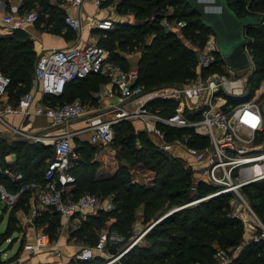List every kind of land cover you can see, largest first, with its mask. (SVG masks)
<instances>
[{"label": "trees", "instance_id": "obj_1", "mask_svg": "<svg viewBox=\"0 0 264 264\" xmlns=\"http://www.w3.org/2000/svg\"><path fill=\"white\" fill-rule=\"evenodd\" d=\"M22 1L21 10L27 12L39 5L42 7L36 25L45 23V28L52 34H65L67 37L75 35V31L69 29L64 22L66 13L63 9L47 0ZM247 1L228 0V3L239 17L264 10V0H250V4ZM112 4L118 12L126 14L129 11L127 14L133 15L136 23L130 27L118 23L115 29L98 30L102 37L99 44L110 52V59L125 70L137 67L136 84L150 89L182 85L196 77L198 52L205 48L213 32L203 25L198 14L185 0H103L102 5L107 7ZM167 8H173V12L160 13ZM163 19L182 23L181 35L177 37L174 31L164 27ZM128 29L133 31L128 33ZM246 34L250 38L247 49L252 57L254 70L246 95L231 100L234 103L247 99L264 81V23L249 27ZM138 48L142 53L135 64L121 55ZM215 55L216 66L225 72L222 55L219 52ZM37 61L34 43L25 31L17 29L12 35L0 34V72L11 78L8 102L16 105L19 98L30 90ZM108 82L109 79L103 75L91 74L84 79L69 82L62 96H48L45 99L53 103L79 99L92 105L95 102L94 93ZM155 105L163 107L161 113L165 115L172 113L176 107V103L172 101H156ZM138 127L131 120H123L113 126L114 140L110 145L113 146L114 156L112 161L107 158L105 164L96 159V146L89 141L80 144L79 159L70 168L75 182L68 185L67 194L73 200L85 193L101 194L104 198L112 196L115 207L95 215L88 214L76 229L75 236L92 237L95 240L96 230L113 219L109 224L110 231H116L131 240L138 224L147 228L149 224L160 220L143 236L145 244L137 243L113 264H218V250H224L229 255L230 249H235L244 242L245 225L234 214L231 203L234 194H221L183 207L170 215L164 214L170 206L178 207L213 193L215 187L196 179L193 167H186L181 156H172L173 152H167L155 143L154 145L153 139H150L152 135ZM161 128L166 132L168 141L188 137V144L197 149H204L209 143L206 136L195 134L191 128L166 125H161ZM54 155V147L51 145L0 136V184L9 192L19 193L12 206L0 201L3 204L0 223L3 221V213L9 207L21 203L20 201L29 210L32 193L20 192L21 186L27 182H42ZM112 162L117 165L110 174L99 176L101 167ZM137 166L153 174L151 182L132 181L130 169ZM6 169L22 172L24 179L21 182L12 181L5 173ZM241 193L264 224V180L243 186ZM37 213L33 219L34 225L37 228L44 227L43 232L48 234L51 241H55L58 230L63 225L62 215L51 208L38 209ZM23 227L19 217L8 215L6 229L0 233V242L13 236L12 247L19 236H22L20 239L23 245L26 242ZM99 240L98 238L94 246ZM16 258L17 254L12 257V262ZM106 262L100 253L89 260L74 258L70 264ZM229 264H264V242H248L240 255Z\"/></svg>", "mask_w": 264, "mask_h": 264}, {"label": "built area", "instance_id": "obj_2", "mask_svg": "<svg viewBox=\"0 0 264 264\" xmlns=\"http://www.w3.org/2000/svg\"><path fill=\"white\" fill-rule=\"evenodd\" d=\"M85 2L86 0H72L76 13L64 17L66 26L75 32L84 28L81 11ZM93 3L97 12L103 8L101 0H93ZM38 20L39 15L30 11L19 22L11 23V17H7L5 22L14 27H21ZM87 25L90 29L97 30L114 28L112 21L97 17L92 18ZM215 38L214 34L210 36L207 51L198 52L194 81L150 89L136 84L137 73L125 70L113 62L110 52L97 40L84 47L54 48L41 54L30 90L19 98L16 105L6 100L0 106V136L8 135L9 138L54 147L55 155L49 162L43 181L23 183L20 192L31 191V197H34L36 203L60 213L64 227L76 226L81 219L79 217L88 213L98 214L112 210L115 207L113 200L104 198L101 194L85 193L77 200L71 199L67 194L68 185L75 182L74 175L70 173L71 165L79 159L78 149L72 144V139L77 133L71 131L70 127L74 123L84 122L85 126L79 131L89 133V142L107 147L114 140V125L123 120L141 121L142 130L155 138L156 145L167 152H171L175 147L180 149L181 157L190 160L188 166L193 167L195 178L215 187L213 193L194 200L193 203L233 193L231 203L234 214L244 222L246 240L264 242V224L241 193V188L251 181L264 180V82L244 101L231 102L246 95L249 87L246 83L247 77L253 73L254 63L247 68L244 75L237 78H233L237 71H233L226 64L224 73H210L205 76L204 71L217 62L213 49ZM246 50L248 52L247 48ZM91 74L107 77L116 87L119 102L110 104L108 111L99 112L90 103L79 99L64 103H53L45 99L48 96H62L69 82L84 79ZM10 84L11 78L0 72V103L8 97ZM38 95L41 96L39 104ZM97 96L98 93H94V97ZM156 101H172L176 103V107L172 113L165 115L161 113L163 107L155 105ZM6 115L19 117L23 124L31 115L43 116L49 119L51 124L44 131L32 133L22 127L10 125L4 119ZM161 125L191 128L195 134L206 136L209 143L204 149H197L188 144V137L168 141ZM254 167H261L260 172L250 175ZM5 173L14 182L24 179L23 173L19 171L6 169ZM192 190L196 191V188L192 187ZM18 196L19 193L9 192L0 184V201L12 206ZM36 214L35 211L29 221L31 226ZM140 236L137 242L130 243L123 249L124 252L120 256L114 258L113 255V259L105 264L117 261L143 238ZM122 240L123 236L117 233L112 237L103 236L95 246L81 247L76 258L92 259L95 250L108 252ZM56 246L58 244L53 246L48 234L41 231L32 242L24 244L23 247L27 252H38ZM216 256L219 259L218 264H229L226 251L218 250Z\"/></svg>", "mask_w": 264, "mask_h": 264}, {"label": "crops", "instance_id": "obj_3", "mask_svg": "<svg viewBox=\"0 0 264 264\" xmlns=\"http://www.w3.org/2000/svg\"><path fill=\"white\" fill-rule=\"evenodd\" d=\"M22 2H23L22 0H0V34L1 35H12L13 32L17 29L25 31L34 43V49H35V52L37 54L38 59L41 56V54H43L44 52H46L49 49L70 48V47H77V46L78 47H84V46H87L88 44L93 43V41L97 40V39H95V36H93L94 34H92V33H94V32H92V31L97 32L98 30L95 28L90 29V27L87 24L90 23V21L94 17H97L99 19H109L107 16H104L107 9H105L103 7L99 12H97L95 5L93 3V0H86L84 5L82 6V11H81V17L83 20L84 28L75 32V35H73L72 37H67V36H65V34H63V35L52 34L50 31H48L45 28V23L40 24V25H36L35 23H26V24H23L21 27H14L12 24L6 23L5 19L7 17H11L12 18L11 23H13V22H19L20 20H22L27 15V13H28L27 11L21 10ZM59 2H61V3H59V5L57 7L63 9V11L66 13V15L76 13V10L71 3L72 0H61ZM54 6H56V5H54ZM179 30L181 31V27H179ZM121 55L126 60L127 59L129 60V58L131 57V55H128V53H125V52H123ZM130 70H133V71H135V73H138L137 67H135V66H132L130 68ZM96 93H98V96L95 97V102L91 106L96 108L97 111H99V112L100 111L106 112L109 110L108 107L110 104H114V103L119 102V95H118V92L116 90V87L110 81L108 83L102 84L99 91ZM6 100H7V98L3 99L2 100L3 102L0 103V106H2L3 103L6 102ZM40 102H41V96L38 95L37 104H39ZM4 119L7 120L8 123H10V125H12L13 127H17V128L22 127V129H24L25 131L32 132V133L38 132V131H44V130L48 129L50 127V124H51L49 119H47L46 117L36 116V115H31L30 118L27 119L24 124L22 123V119H20L19 117H13L10 115H6V117H4ZM22 125H24V127ZM84 126H85L84 122L80 121L78 123H74L70 127L71 131H74L77 133V134H75V136L72 139V144H73V147L78 149V150L80 148V144H83L84 142L89 141V137H90L89 133L79 131L80 129H83ZM5 136L7 137L8 135H5ZM154 140H155V138H154ZM94 146H96L98 148L97 154H96V159H98V160L100 159L101 153H104L105 150L113 152L112 145H109L107 147L101 146V145H94ZM172 150H174L173 153H175V152L178 153L176 156L180 157L182 155L180 149L175 147ZM103 155L104 154H102V156ZM35 201L36 200L32 196L30 198V202H29L30 207L28 210V214L26 215V218L24 217V221L21 220L22 225L24 227H26V231L24 230V238L27 236H30V239L26 240V242L24 244H26L28 242H32L34 240L35 236L41 232V230L39 231V228H37L34 224L31 226L29 223V221L32 219L33 213L35 211L37 212L38 209H44L45 208V207H42L41 205H39L38 203H36ZM1 210H2V208H1ZM1 213H2V211H1ZM88 214H90V213H88ZM6 215L7 214H3L4 217ZM87 216L88 215L86 214L85 216L82 217L81 220H83ZM6 225H7V222H6ZM3 232H1V233H3ZM21 241H22L21 239L17 240V242H19V243H17V242L16 243L19 244V246H18L17 250L15 251V253L10 255L8 258L6 257V259H4V257H1L2 256V254H1L0 264H46L45 262H48V264H68V262H70L72 259H74V258L76 259L77 252L81 247L87 246V245H83V246L75 245L74 246L75 250L73 251L72 255H70L71 253L69 254V252L65 251L66 250L65 248H67L66 246H64L65 248H62L59 245L60 242H59L58 246L53 247V248L48 249V250L45 249V250H41L38 252H27L24 250V248H21V246H20ZM90 247H93V246H90ZM113 250L117 251V249H115V248L108 251L110 257L112 255L111 251H113ZM45 252H49V255H50L49 258L48 257L45 258ZM100 253L101 252H99L97 250H95L93 252L94 255L100 254ZM16 254H17V258L15 261L12 262L11 259Z\"/></svg>", "mask_w": 264, "mask_h": 264}, {"label": "rangeland", "instance_id": "obj_4", "mask_svg": "<svg viewBox=\"0 0 264 264\" xmlns=\"http://www.w3.org/2000/svg\"><path fill=\"white\" fill-rule=\"evenodd\" d=\"M49 3H52V4H54V5H56V7L59 5V3H61V2H59V0H47ZM102 1V4H103V0H101ZM247 4H250V0H248L247 1ZM105 9H107L106 10V12H105V15L104 16H107L109 19H107V20H110V21H112L113 23H114V29L115 28H117L118 26H117V24L118 23H124L125 25H129V27L130 26H132V25H135V20H134V16L133 15H128L127 13H129V11L128 12H126V14H123V12H118V10H117V8L115 7V5H110V6H107V7H104ZM41 10H42V7L39 5V7L38 8H35V9H33L32 11L33 12H35V13H37L39 16H40V14H41ZM171 12H173V8H167L165 11H160V13H162V14H167V13H171ZM261 13H256V15L257 14H262V15H264V10H262V11H260ZM154 14H156V11L154 12ZM162 24L164 25V27H166L168 30H171V31H174V33L177 35V37L178 36H180L181 35V31L179 30V27H181L182 26V23H180V22H178V21H172V22H168V21H166V19H163L162 20ZM133 30H130V29H128L127 30V32L128 33H131ZM92 32H94V33H92V34H94L93 36H95V39H97V41L99 42L100 41V39L102 38L101 36H100V34L98 33L99 31H92ZM211 35H213V33L212 34H210V36ZM209 40H211L210 38H209ZM209 40H208V42H207V44H206V46H205V48L202 50V51H207V46H208V44H209ZM139 49V48H138ZM134 50V51H130L129 53H128V55H131V57L129 58V60L131 61V63H133V64H135L136 63V61L140 58V56H141V53H142V51H141V49H139V50ZM213 49H214V52L216 53L217 51H218V44H217V38H215V42H214V44H213ZM217 49V50H216ZM202 51H199V52H202ZM111 56V55H110ZM112 58V57H111ZM213 67V69H211ZM212 67H210V71L209 72H207L206 74L204 73V75L206 76L207 74H210V73H217V72H220V73H224L223 71H222V69H221V67H219V66H216V64L215 65H213ZM133 71V70H132ZM247 72V68L246 69H243V70H238L237 71V73H236V76L235 77H233V78H237V77H240V76H242V75H244L245 73ZM197 74V73H196ZM196 79V77L195 78H193L192 80H189L188 82H192V81H194ZM264 82V81H263ZM185 83H187V82H185ZM181 85V84H180ZM128 121V120H127ZM130 121V120H129ZM142 122L141 121H134V125L135 126H139L138 128H140V129H142ZM150 139L153 141V144H154V138H152V137H150ZM76 145V144H75ZM155 145V144H154ZM113 147V146H112ZM174 150H172L171 152H173ZM102 154H104V155H106V157H104L103 158V156H102ZM178 153L177 152H175V153H171V155L172 156H176ZM113 156H114V152H112V151H106L105 150V152L104 153H101V156H100V159L99 160H102V163L103 164H105V162H106V159L108 160V161H112L113 160ZM103 159H102V158ZM182 160H183V162H184V164H185V166L186 167H190V165L188 166V162L190 163V160L188 159V158H184V157H182ZM181 160V161H182ZM121 162H123L124 163V161H121ZM114 164V165H113ZM117 165V163L116 162H112V164H109V165H107V166H105V167H101V169H100V172H98V175L100 176V175H108V174H110V172H111V170L113 169V167L114 166H116ZM192 167V166H191ZM132 169V168H131ZM130 169V171H132V175H131V179H132V181L133 182H144V183H149V182H151L152 180H151V177L153 176V174H151L150 172H147V171H145V170H143L142 169V167L141 166H137L136 168H133L132 170ZM109 195H113L112 193H109ZM109 199H111L112 200V196H110L109 197ZM21 203H19V204H17V205H15L14 207H9L8 209H7V212H5V213H3V214H7L5 217L3 216V221L0 223V232H3L4 231V229H6V222H7V217H8V215H16L17 217H19L20 218V220H23L24 221V217L26 218V215L28 214V211H27V207L24 205V203L22 202V201H20ZM191 204H193V201L192 202H187V203H184L183 205H181V206H170L169 207V209H167V211L164 213V214H168V213H171L172 211H174L175 209H181V208H183V207H186V206H190ZM1 206H3V204L1 203L0 204V215H1ZM176 212V211H175ZM245 212V211H244ZM243 213V212H242ZM158 214V217H159V213H157ZM95 215V214H94ZM245 215V214H244ZM82 217L83 216H80L79 218H81L82 219ZM162 218V217H161ZM80 219V221L79 222H77V224H76V226H73V227H64V224L62 225V227L58 230V233H57V237H56V239H55V241H52V243H53V246L57 243V244H59V242H60V246L62 247V248H65L64 246H66L67 248H65L66 250L65 251H67V252H69V254L70 255H72V253H73V251L75 250V245H81V246H83V245H87V246H94V244L96 243V241L98 240V238L99 239H101L103 236H109V237H112L113 235H114V233H117V234H119L120 235V233H118V232H116V231H110V228H109V224H110V222L113 220V219H111V220H108V222H106V224L107 225H105L104 227H102L101 229H97L96 230V237H95V240H93L94 238H92V237H78V236H75V231H76V229H78L79 227H80V222L82 221ZM160 220H156V221H154L155 223H151V224H149V226L147 227V228H145V227H143L142 225H140V224H138L136 227H135V231H134V234H133V238L130 240V239H128L126 236H124V235H120V236H123V240L122 241H120V242H118L117 244H115L114 245V247H113V249L115 248V249H117V252L119 253V252H121L123 249H125L126 247H128L129 245H130V243L132 244V243H134V242H137L138 241V237L141 235H143V233H145V230L144 229H147V232L149 231V229L150 228H152L155 224H156V222H159ZM24 228V230L26 231V227H23ZM43 229H45L44 227L43 228H39V231L41 230V231H43ZM38 231V232H39ZM246 233H245V231H244V235H245ZM16 235V234H15ZM140 236V237H141ZM246 236V235H245ZM244 236V242L240 245V246H238L237 248H235V249H230V254L228 255L229 256V263H231L237 256H239L240 255V253H241V251H242V249H244V246H246L247 245V243L248 242H250V240L249 241H247L246 239V237ZM143 237V236H142ZM14 238H13V236H11L10 238H7V239H5L4 241H1L0 243H1V245H0V254H2V256L1 257H4V259H6V257L8 258L10 255H12V254H14L15 253V251L17 250V248H18V246H19V244H17V243H19V242H17L15 245H13L12 247H10V245L12 244V242H10V241H14L13 240ZM16 239H18L17 237H16ZM19 239H20V236H19ZM28 239H30V236H27V237H25V240L24 241H26V240H28ZM130 240V241H129ZM25 243V242H24ZM24 243H23V245H24ZM138 243H142V244H145L146 242L144 241V239L143 238H141V240L138 242ZM21 245L20 246H22L23 247V245H22V243H20ZM136 245V244H135ZM24 248V247H23ZM51 248H53V247H51ZM50 248V249H51ZM21 251V250H20ZM108 252H103L102 254L104 255V258H105V260L106 261H110V260H112L113 259V255L114 254H112V256L110 257L109 256V253L107 254ZM68 254V255H69ZM107 254V255H106ZM0 257V258H1ZM46 257H50V255H49V252H45V258ZM72 257V256H71ZM28 258V257H27ZM26 258V259H27ZM30 258V257H29ZM119 260H117V262H118ZM117 262H115V263H117ZM46 264H48V262H45ZM54 263V262H53ZM70 262H68V264H69Z\"/></svg>", "mask_w": 264, "mask_h": 264}, {"label": "water", "instance_id": "obj_5", "mask_svg": "<svg viewBox=\"0 0 264 264\" xmlns=\"http://www.w3.org/2000/svg\"><path fill=\"white\" fill-rule=\"evenodd\" d=\"M185 2L198 14L203 25L210 28L216 36L219 53L227 67L238 71L253 65L252 58L246 50L250 44V38L246 36L245 30L263 24L262 15L239 17L229 6L228 0H185ZM251 78L252 74H249L247 86L250 85ZM255 182L251 181L249 184ZM177 210L175 209L168 215ZM111 252L116 258L124 251L118 253L113 250Z\"/></svg>", "mask_w": 264, "mask_h": 264}, {"label": "bare ground", "instance_id": "obj_6", "mask_svg": "<svg viewBox=\"0 0 264 264\" xmlns=\"http://www.w3.org/2000/svg\"><path fill=\"white\" fill-rule=\"evenodd\" d=\"M260 169H261V167H254V168L250 171V175H253V174H255V173L260 172Z\"/></svg>", "mask_w": 264, "mask_h": 264}]
</instances>
